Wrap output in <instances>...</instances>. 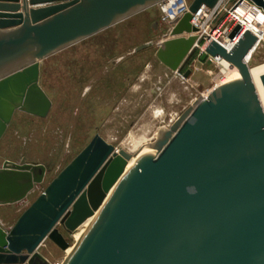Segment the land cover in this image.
Instances as JSON below:
<instances>
[{"label":"water","instance_id":"95a60500","mask_svg":"<svg viewBox=\"0 0 264 264\" xmlns=\"http://www.w3.org/2000/svg\"><path fill=\"white\" fill-rule=\"evenodd\" d=\"M0 1L1 141L17 111L48 117L45 60L165 0H29L49 6L21 13V0ZM251 1L264 11V0ZM224 2L193 0L158 59L182 69L197 41L192 15ZM241 31L237 25L229 34L237 39L230 51L213 42L201 58L224 59L240 80L196 101L160 131L157 154L128 170L131 155L96 135L10 230L0 225V264H51L43 243L65 251L57 227L73 234L92 217L63 264H264V110L247 64L257 38ZM260 81L264 89V74ZM31 171L0 168V206L33 192L40 180Z\"/></svg>","mask_w":264,"mask_h":264},{"label":"rangeland","instance_id":"374dc122","mask_svg":"<svg viewBox=\"0 0 264 264\" xmlns=\"http://www.w3.org/2000/svg\"><path fill=\"white\" fill-rule=\"evenodd\" d=\"M236 1L225 0V8ZM161 15L162 7L155 5L42 63L40 86L52 102L48 117L17 111L0 141V168L30 166L40 182L22 202L0 206L3 228L10 230L96 135L117 149L130 135L154 144L174 117L232 76L215 60L201 61L197 51L177 72L164 65L157 52L171 35ZM248 64H264V42ZM57 228L73 250L76 232ZM40 253L51 264H63L70 255L50 239Z\"/></svg>","mask_w":264,"mask_h":264},{"label":"built area","instance_id":"2783aa9c","mask_svg":"<svg viewBox=\"0 0 264 264\" xmlns=\"http://www.w3.org/2000/svg\"><path fill=\"white\" fill-rule=\"evenodd\" d=\"M158 5L162 7L161 21L166 25L168 35H171L176 26L175 22L181 19L189 11L190 5H188L185 0H165ZM240 8H244L246 11L253 14L252 22L258 27L257 29L259 31L257 33H264V21L259 18L261 12L264 11L251 0H237L228 10L225 8V3L220 4L214 9L202 6L192 15L191 24L197 29V32L193 34V36L197 37V41L192 52L197 51L198 57L202 58V56L206 54L207 48L213 42H218L221 45L227 42L229 44H235L237 39L234 42H231L228 39L229 34L237 25H240L242 27L240 35H242L245 32V24H251V22L246 20L245 17L240 14ZM223 12L226 13L224 19H222ZM240 18L245 19V22H242ZM256 38L257 42L255 46L258 48L264 42V38L260 39L258 36H256ZM207 59H212L218 62L220 58H214L208 55ZM230 67L232 66L230 65ZM179 118V115L174 117L170 121L169 126L171 127Z\"/></svg>","mask_w":264,"mask_h":264},{"label":"bare ground","instance_id":"6f19581e","mask_svg":"<svg viewBox=\"0 0 264 264\" xmlns=\"http://www.w3.org/2000/svg\"><path fill=\"white\" fill-rule=\"evenodd\" d=\"M239 12H240L241 15H243L245 17L246 20H248L249 22H251V24L250 23H246L245 24V26H244L245 31L246 30L250 31L252 34H254L255 36H258L260 39L264 38V33H257L259 31L257 29L258 27L252 22V20H253V14L249 13L244 8H240L239 9ZM259 18L262 21H264V12H261V15H260ZM245 19H241L240 18V20L242 22H245ZM223 46L228 51H230L233 48L234 44L233 43H230L229 44L227 42V43H223ZM256 51H257V46H254L253 50L251 51L250 55L247 58V64H248L249 60L252 57H254ZM218 62L223 66L225 74H227V75L229 74V75H232V76H229V79L228 80H226L225 82H221V84L220 85H217L215 88H217V87H219L221 85H225L227 83L236 81V80H240L242 78L239 70L237 68L230 67V64L227 61H225L224 59L220 58L218 60ZM248 67H249L251 77H252L253 82L255 84V87L257 89V93H258L259 99L261 101L263 110H264V89H263V87L261 85V81H260V76L264 74V64L257 65V66H252V67L248 64ZM229 70H232V71L230 72ZM228 72H230V73H228ZM210 93H208L203 99H206ZM164 130L167 131L169 129L168 128H165ZM130 136H131L130 139L128 141H126L122 145V147L120 149H117V150H123V151H125V152H127L128 154L131 155V160L128 162V165H127L126 170L132 168L136 164V162L138 161L139 158H141L143 156H146V155H156L157 154L156 152L153 154L154 151L151 148L154 145L149 140L145 139L143 137L144 135L142 137H140L139 139L136 138L137 136L136 137L135 136H132V135H130ZM93 220H94V217L88 219L83 225H81L79 227V229H77L75 231L76 232L75 237H76L77 242H79L82 239L84 233L89 228V226H90V224L92 223ZM72 251L73 250L70 247H68L65 250V252H67L68 254H71Z\"/></svg>","mask_w":264,"mask_h":264},{"label":"crops","instance_id":"0c3cea01","mask_svg":"<svg viewBox=\"0 0 264 264\" xmlns=\"http://www.w3.org/2000/svg\"><path fill=\"white\" fill-rule=\"evenodd\" d=\"M0 4L1 1H0ZM6 4H14V3H6ZM19 6L21 7V10L18 12V13H21L23 8H26L27 10L28 9H37V8H42V7H45V6H49V4H43V5H30V1L29 0H21L20 3H19ZM2 8H0V14H1V10ZM7 12H11V11H7Z\"/></svg>","mask_w":264,"mask_h":264}]
</instances>
